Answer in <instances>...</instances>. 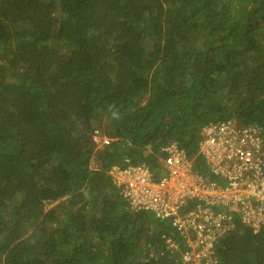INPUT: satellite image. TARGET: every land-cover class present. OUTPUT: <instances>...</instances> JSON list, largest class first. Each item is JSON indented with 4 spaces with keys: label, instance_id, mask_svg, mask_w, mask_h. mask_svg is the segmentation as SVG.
Listing matches in <instances>:
<instances>
[{
    "label": "trees",
    "instance_id": "trees-1",
    "mask_svg": "<svg viewBox=\"0 0 264 264\" xmlns=\"http://www.w3.org/2000/svg\"><path fill=\"white\" fill-rule=\"evenodd\" d=\"M222 120L264 152V0H0V264H179L170 219L131 210L108 172L159 178L162 147L197 155ZM218 256L264 264V229Z\"/></svg>",
    "mask_w": 264,
    "mask_h": 264
},
{
    "label": "built area",
    "instance_id": "built-area-1",
    "mask_svg": "<svg viewBox=\"0 0 264 264\" xmlns=\"http://www.w3.org/2000/svg\"><path fill=\"white\" fill-rule=\"evenodd\" d=\"M91 139L96 149L109 145L99 129ZM261 130L234 121L208 122L199 130L197 155L188 156L176 142L161 149L163 173L155 178L145 163L113 165L109 175L133 211L170 219L161 240L169 253L183 247L179 264H218L223 237L239 221L253 233L264 229V152ZM200 156L208 175L195 169ZM151 255V254H150Z\"/></svg>",
    "mask_w": 264,
    "mask_h": 264
},
{
    "label": "clouds",
    "instance_id": "clouds-1",
    "mask_svg": "<svg viewBox=\"0 0 264 264\" xmlns=\"http://www.w3.org/2000/svg\"><path fill=\"white\" fill-rule=\"evenodd\" d=\"M222 121H225V120H222ZM213 122H217V121H213ZM238 127H240V126H238ZM93 132V131H92ZM91 135H92V133H91ZM91 141H92V139H91ZM93 142V141H92ZM94 143V142H93ZM95 145V144H94ZM95 150L96 151H99V150H101V149H96V147H95ZM207 175H208V173H207ZM206 175V176H207ZM135 212H140V211H135ZM143 212H146V211H143ZM149 213V212H148ZM152 214V213H151ZM153 215V214H152ZM154 216V215H153ZM155 217V216H154ZM156 218V217H155ZM156 219H159V218H156ZM235 224H236V227L232 230V231H230L228 234H230V233H232L233 231H235L238 227H243V228H246L240 221H239V219H236L235 220ZM246 229H249L252 233H253V231L250 229V228H246ZM258 232H260V231H258ZM257 232V233H258ZM228 234H226L224 237H223V239L228 235ZM253 234H256V233H253ZM222 239V240H223ZM221 240V241H222ZM219 257V256H218Z\"/></svg>",
    "mask_w": 264,
    "mask_h": 264
},
{
    "label": "rangeland",
    "instance_id": "rangeland-1",
    "mask_svg": "<svg viewBox=\"0 0 264 264\" xmlns=\"http://www.w3.org/2000/svg\"><path fill=\"white\" fill-rule=\"evenodd\" d=\"M96 151V150H95ZM92 167L94 166L93 163H91Z\"/></svg>",
    "mask_w": 264,
    "mask_h": 264
}]
</instances>
